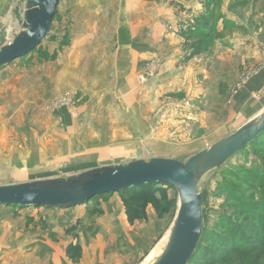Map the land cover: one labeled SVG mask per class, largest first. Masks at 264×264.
<instances>
[{"label":"rangeland","instance_id":"374dc122","mask_svg":"<svg viewBox=\"0 0 264 264\" xmlns=\"http://www.w3.org/2000/svg\"><path fill=\"white\" fill-rule=\"evenodd\" d=\"M126 1L59 0L44 40L0 70V185L158 155L185 160L247 121L210 134L206 125L188 120L172 125L168 105L173 101L184 109L193 103L195 85L205 84L211 65L217 68L212 63L220 49H241L242 42L259 54L246 59L243 70L239 63L230 95L264 70V0L204 3L200 12L212 20L188 40L182 32L186 56L198 48L200 53L189 58L195 57L188 77H182L186 71L181 77L176 73L178 82L163 90L144 86L145 73L134 70L130 47L135 41L128 31L134 7L128 1L126 10ZM8 3L13 6L0 16V23L5 21L0 46L19 30L13 17L23 15V0ZM192 23L179 27L186 31ZM98 57L100 65H94ZM255 153L264 156V144L246 146L201 179L204 228L230 213L225 182L239 189L224 174L244 175L235 166L257 165ZM258 180L255 193L264 196V178ZM128 203L134 206L127 208ZM177 207L175 189L162 183L95 195L67 209L0 205V264H146L164 243Z\"/></svg>","mask_w":264,"mask_h":264},{"label":"water","instance_id":"95a60500","mask_svg":"<svg viewBox=\"0 0 264 264\" xmlns=\"http://www.w3.org/2000/svg\"><path fill=\"white\" fill-rule=\"evenodd\" d=\"M19 30L0 46V70L23 57L47 36L59 0H23ZM264 132V107L230 133L185 160L139 158L70 176L0 185V205L67 209L89 198L147 184L172 186L178 207L160 251L146 264H188L200 240L203 220L198 185Z\"/></svg>","mask_w":264,"mask_h":264},{"label":"crops","instance_id":"0c3cea01","mask_svg":"<svg viewBox=\"0 0 264 264\" xmlns=\"http://www.w3.org/2000/svg\"><path fill=\"white\" fill-rule=\"evenodd\" d=\"M18 1L20 3L22 0ZM121 1L119 0L120 3ZM128 1H131L132 7H134V12H131L130 15L133 19L131 22L128 20L130 23L128 31L135 41L134 46L130 47L133 58L131 60L135 63L133 64L136 68L135 72L145 73L147 80L143 83L146 87H159L161 90L172 88L171 84L178 82L183 74L182 71H186L182 77H188L192 61L195 58L189 59L182 48L183 29L179 25L190 24L193 17L202 9L205 0H127L124 5L126 10L129 8ZM8 2L9 0H0V16L4 14L3 10L6 6L7 8L9 5L13 6ZM121 6L122 4L119 8ZM20 20L21 16L16 20L13 17L11 23L13 24L15 21L19 27ZM2 24H5V21L0 23V29L4 27ZM0 33H2L1 30ZM2 36L3 34L0 35V37ZM218 45L222 46L221 43H218L216 47H219ZM240 47L241 49L229 47L220 49V57L212 63L217 68L211 65L210 73L207 69L205 72V84L195 85L192 94L193 103H189L183 109L178 106L177 102H170L168 107L171 109V113L168 120L172 125L178 126V121L184 123L188 120L195 124L206 125L212 134V131H220L232 122L250 119L264 107V70L259 71L244 83L242 82L241 86L230 95V89L240 75L239 63L243 70L246 59L259 57L255 50L249 49L242 42ZM93 63L100 65V58L98 57ZM153 67L154 74L152 73L148 77L150 74L147 71L152 70ZM178 72L182 73H179L180 77L175 79ZM166 146L164 147L167 148ZM199 150L202 149H198L197 152ZM33 207L36 206L21 208L31 209Z\"/></svg>","mask_w":264,"mask_h":264},{"label":"trees","instance_id":"16d2710c","mask_svg":"<svg viewBox=\"0 0 264 264\" xmlns=\"http://www.w3.org/2000/svg\"><path fill=\"white\" fill-rule=\"evenodd\" d=\"M205 3L207 5L209 0H205ZM211 20L212 18H209L204 11L199 12L193 17L192 24L194 25L182 31L185 39L190 38L195 28V30L198 26L203 28L206 26L204 24H208ZM200 50L199 48L193 50L191 55L196 56ZM256 143L264 144V132L240 150ZM253 158L257 165L251 168L244 165L235 166L237 169L243 168L244 175L239 173L230 175L229 171L224 174L239 184L238 189L229 181L225 182L223 191L226 192V197L231 202L230 213L229 215L222 214L214 227L207 229L202 227L200 240L188 264H264V196L256 194L254 187L258 179L264 178L261 172L264 170V156L255 153ZM155 184L132 187L119 193L144 187L149 188ZM128 204L127 208L134 206V203ZM127 216L131 218L133 212L127 211Z\"/></svg>","mask_w":264,"mask_h":264},{"label":"bare ground","instance_id":"6f19581e","mask_svg":"<svg viewBox=\"0 0 264 264\" xmlns=\"http://www.w3.org/2000/svg\"><path fill=\"white\" fill-rule=\"evenodd\" d=\"M166 240V239H165ZM162 245H163V243H161L156 249H155V251L154 252H152L151 254H150V256L147 258V262L146 263H148L159 251H160V249H161V247H162Z\"/></svg>","mask_w":264,"mask_h":264}]
</instances>
